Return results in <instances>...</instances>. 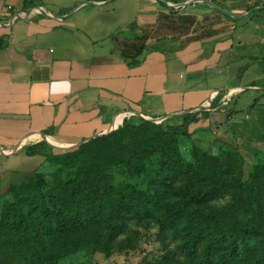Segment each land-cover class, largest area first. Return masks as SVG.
<instances>
[{
    "label": "crops",
    "instance_id": "0c3cea01",
    "mask_svg": "<svg viewBox=\"0 0 264 264\" xmlns=\"http://www.w3.org/2000/svg\"><path fill=\"white\" fill-rule=\"evenodd\" d=\"M25 1L0 0V196L47 163L29 146L74 147L121 118L179 125L217 91L264 90V0L249 9L228 0H33L39 7L27 12ZM216 100L206 112L225 110ZM188 130L211 152L263 146L264 101L224 125L209 115Z\"/></svg>",
    "mask_w": 264,
    "mask_h": 264
},
{
    "label": "trees",
    "instance_id": "16d2710c",
    "mask_svg": "<svg viewBox=\"0 0 264 264\" xmlns=\"http://www.w3.org/2000/svg\"><path fill=\"white\" fill-rule=\"evenodd\" d=\"M34 2H24L26 12L30 6L39 7ZM256 62L264 73V58ZM262 101L264 91L250 109ZM209 113L184 114L178 117L179 125L123 121L118 132L129 129L135 139L134 154L123 163L129 176L142 175L144 159L160 154L147 191L130 184L113 186L92 153L95 145L109 143L118 132L63 153H55L47 142L27 147L28 156H41L60 172L70 171L71 177H55L45 190L46 180L36 172L1 195L0 264H59L92 243L107 257L133 251L139 231L132 225L158 229L163 255L153 264H264V247L245 245L240 253L239 245L242 238L264 239V162L243 181L231 150L214 155L193 145L192 161L181 158L178 138L190 139L189 126ZM232 116L229 111L227 119ZM143 130L147 139L142 138ZM225 197L228 202L218 204Z\"/></svg>",
    "mask_w": 264,
    "mask_h": 264
},
{
    "label": "rangeland",
    "instance_id": "374dc122",
    "mask_svg": "<svg viewBox=\"0 0 264 264\" xmlns=\"http://www.w3.org/2000/svg\"><path fill=\"white\" fill-rule=\"evenodd\" d=\"M228 1H233L231 5L237 8L249 9L257 0ZM263 91L264 90L255 91L246 89L242 92L236 93L228 105L223 107L225 110L215 111L211 114L209 113L212 125H224L225 121L227 120V113L229 111H231L234 116H245V114L248 115L254 109H250V106L256 99H261ZM257 106H255V108ZM212 111H214V109ZM131 119L135 125H141L143 121L157 124L153 120H145L140 117ZM121 126L122 124L112 132H118ZM206 134L208 137L211 135L210 132H207ZM141 135L144 139L148 138L145 130L141 132ZM178 146L182 160L184 162H191V151L193 146L192 142H189V139L179 137ZM235 146L236 149H234L231 153L233 162L241 169L242 180L248 181L251 173L254 170V167L257 164L264 162V158H259L258 154L264 145L253 148H249L241 144ZM53 149L55 153L69 151V149ZM134 149L135 139L133 132L129 129H126L118 132L117 136H115L109 143H100L95 145L92 148V153L105 166L106 175L113 186L117 187L120 185L130 184L139 191H147L148 184L155 178V173L159 169L160 154L154 153L147 156L144 159L145 172L140 176L131 177L128 175L126 166L123 163L134 154ZM224 151L225 150L220 148L219 150H215L211 153L214 155H220L224 153ZM37 172L41 173L46 180L47 186L45 190L49 188L55 177L60 176L64 179L71 177L70 171L60 172V169L57 166L49 163H46L43 168ZM29 176L25 177V179L20 183L28 182L27 179ZM227 202L228 198L225 197L219 200L218 204L225 205ZM131 229L134 231H139V239L136 243L137 246L133 251L116 252L107 257L99 252L97 243H92L89 246L79 248L65 259L60 260L59 264H153L158 262L163 255V247L159 241L158 229L152 228L149 231H146L135 225H132ZM239 245L240 253H242L245 245L255 248L264 247V239H253L250 237L242 238L239 240ZM171 246H173V244H171Z\"/></svg>",
    "mask_w": 264,
    "mask_h": 264
},
{
    "label": "built area",
    "instance_id": "2783aa9c",
    "mask_svg": "<svg viewBox=\"0 0 264 264\" xmlns=\"http://www.w3.org/2000/svg\"><path fill=\"white\" fill-rule=\"evenodd\" d=\"M8 10L10 11L11 8L8 7ZM16 19V18H15ZM239 92H242L241 90L237 89V90H228V91H225V92H222V91H217L213 97V100L210 101L207 105H205L202 109H198L196 110L194 113H199V112H202V111H205V110H208L210 111V109L207 107L209 106L210 104L213 103L214 100L218 99L219 101V104L221 107H225L226 105H228V103L231 101L232 97L236 94V93H239ZM126 117H131L132 115L127 113L125 115ZM142 119H145V120H150V119H147L145 117H141ZM167 119H155L153 120L155 123L157 124H162L163 122H165Z\"/></svg>",
    "mask_w": 264,
    "mask_h": 264
},
{
    "label": "water",
    "instance_id": "95a60500",
    "mask_svg": "<svg viewBox=\"0 0 264 264\" xmlns=\"http://www.w3.org/2000/svg\"><path fill=\"white\" fill-rule=\"evenodd\" d=\"M19 16H21V15H19ZM114 130H116V129H114ZM114 130H112V131H114ZM112 131H110L109 133H111ZM108 133V134H109ZM90 140V139H89ZM88 140H86V141H83L82 143H80L79 145H81V144H83V143H85V142H87ZM79 145H77V146H74V147H70V148H61V147H57V146H55V145H51L53 148H61V149H74V148H76V147H78Z\"/></svg>",
    "mask_w": 264,
    "mask_h": 264
},
{
    "label": "bare ground",
    "instance_id": "6f19581e",
    "mask_svg": "<svg viewBox=\"0 0 264 264\" xmlns=\"http://www.w3.org/2000/svg\"><path fill=\"white\" fill-rule=\"evenodd\" d=\"M122 120H123V118L120 119V125H121V123H122Z\"/></svg>",
    "mask_w": 264,
    "mask_h": 264
}]
</instances>
